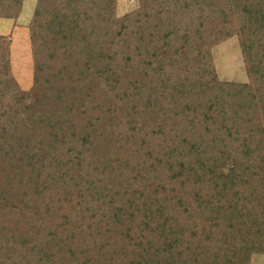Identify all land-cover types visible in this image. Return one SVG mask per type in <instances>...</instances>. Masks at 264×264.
<instances>
[{"label": "trees", "instance_id": "16d2710c", "mask_svg": "<svg viewBox=\"0 0 264 264\" xmlns=\"http://www.w3.org/2000/svg\"><path fill=\"white\" fill-rule=\"evenodd\" d=\"M37 0L33 86L0 36V264L264 256V0ZM23 0H0L16 20ZM237 37L248 82L211 55ZM11 178H8V177Z\"/></svg>", "mask_w": 264, "mask_h": 264}, {"label": "rangeland", "instance_id": "374dc122", "mask_svg": "<svg viewBox=\"0 0 264 264\" xmlns=\"http://www.w3.org/2000/svg\"><path fill=\"white\" fill-rule=\"evenodd\" d=\"M37 0H23L22 10L16 20L0 19V36L10 41V72L17 88L27 92L33 86V60L30 47L29 25ZM139 0H117L115 15L120 18L138 10ZM213 65L219 81L247 83L248 76L241 47L237 37H232L211 50ZM3 169L0 167V171ZM3 173L0 189L3 188L7 174ZM11 174V173H10ZM8 178H11L10 176ZM250 264H264V256L254 255Z\"/></svg>", "mask_w": 264, "mask_h": 264}]
</instances>
